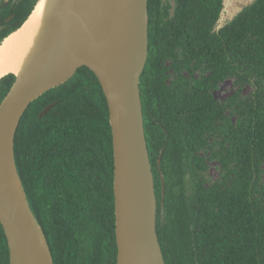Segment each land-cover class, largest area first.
I'll use <instances>...</instances> for the list:
<instances>
[{"label": "trees", "instance_id": "obj_1", "mask_svg": "<svg viewBox=\"0 0 264 264\" xmlns=\"http://www.w3.org/2000/svg\"><path fill=\"white\" fill-rule=\"evenodd\" d=\"M38 1L9 0L0 18L14 17L0 41ZM222 10L223 0H174L170 16L167 3L148 0L145 136L167 146L163 158L172 148L193 168L217 167L216 179L200 186L198 211L185 205L170 213L180 253L194 247L200 264L205 254L202 264H264V0L217 29ZM13 81H0V101ZM226 81L230 94L219 99L215 92ZM14 153L53 264H116L109 113L89 69L28 107ZM0 264H9L1 225Z\"/></svg>", "mask_w": 264, "mask_h": 264}, {"label": "water", "instance_id": "obj_2", "mask_svg": "<svg viewBox=\"0 0 264 264\" xmlns=\"http://www.w3.org/2000/svg\"><path fill=\"white\" fill-rule=\"evenodd\" d=\"M40 1L42 30L17 73L0 75V80L14 77L0 101V225L9 264H53L19 176L14 139L28 107L83 67L97 79L108 107L116 264H165L156 232L155 188L140 97L148 58V0H39L35 7ZM8 3L0 0V14ZM4 28L0 24V33ZM53 106L47 105L38 116Z\"/></svg>", "mask_w": 264, "mask_h": 264}, {"label": "flooded vegetation", "instance_id": "obj_3", "mask_svg": "<svg viewBox=\"0 0 264 264\" xmlns=\"http://www.w3.org/2000/svg\"><path fill=\"white\" fill-rule=\"evenodd\" d=\"M0 24L5 28L9 25H5L1 18ZM161 143L162 141L155 136L151 137V142L148 144L156 197V231L163 258L165 264H200L198 251L194 247L185 253H180L176 230H170L173 229L172 221L176 216L170 213L173 208L177 212L185 205L195 206L197 211L200 209L201 196L198 193L200 194V186L204 181V171L199 167L193 168L191 161L189 163L183 161L182 155L172 148H169L170 153H167V157L163 158L164 147L167 146ZM197 156L202 160V152H198ZM189 227L193 228L191 223ZM186 235L187 233L185 238ZM205 258L206 254L201 258V264Z\"/></svg>", "mask_w": 264, "mask_h": 264}, {"label": "bare ground", "instance_id": "obj_4", "mask_svg": "<svg viewBox=\"0 0 264 264\" xmlns=\"http://www.w3.org/2000/svg\"><path fill=\"white\" fill-rule=\"evenodd\" d=\"M42 4L40 1L24 24L0 43V75L17 73L33 39L42 30Z\"/></svg>", "mask_w": 264, "mask_h": 264}, {"label": "rangeland", "instance_id": "obj_5", "mask_svg": "<svg viewBox=\"0 0 264 264\" xmlns=\"http://www.w3.org/2000/svg\"><path fill=\"white\" fill-rule=\"evenodd\" d=\"M163 2L169 5L170 11L169 15L171 16L172 9L174 6V0H162ZM254 0H223V10L221 13V18L217 24V28L221 27L228 21H230L238 12L241 11L242 8L251 4ZM231 90V82L226 81L222 83L217 92H215V96L219 99H223L230 94ZM204 179L211 183L218 176V171L216 165H209L206 167V170L203 172Z\"/></svg>", "mask_w": 264, "mask_h": 264}, {"label": "clouds", "instance_id": "obj_6", "mask_svg": "<svg viewBox=\"0 0 264 264\" xmlns=\"http://www.w3.org/2000/svg\"><path fill=\"white\" fill-rule=\"evenodd\" d=\"M35 7V6H34ZM32 12V11H31ZM30 15V14H29ZM28 18V17H27ZM221 18V17H220ZM219 22V21H218ZM223 26V25H222ZM221 26V27H222ZM221 27H219V28H221ZM219 28H217V29H219ZM1 42V41H0ZM10 76V75H9ZM145 139H146V136H145ZM149 142H147V140H146V145H147V150H148V155H149V144H148ZM112 157H113V154H112ZM149 162H150V156H149ZM150 165H151V163H150ZM209 165H212V163H208V166ZM214 165V164H213ZM151 170H152V168H151ZM153 173V172H152ZM153 181H154V178H153ZM157 232V231H156ZM158 236V235H157ZM159 241V240H158ZM160 244V243H159ZM49 246V245H48ZM160 247H161V245H160ZM50 249V248H49ZM161 251H162V248H161ZM162 255H163V253H162ZM164 259V258H163ZM165 262V261H164Z\"/></svg>", "mask_w": 264, "mask_h": 264}]
</instances>
